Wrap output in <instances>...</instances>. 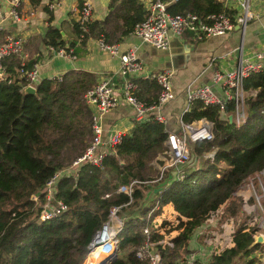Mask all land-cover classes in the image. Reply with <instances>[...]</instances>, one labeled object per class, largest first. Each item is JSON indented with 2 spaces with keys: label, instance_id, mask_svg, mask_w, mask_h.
I'll return each instance as SVG.
<instances>
[{
  "label": "trees",
  "instance_id": "trees-1",
  "mask_svg": "<svg viewBox=\"0 0 264 264\" xmlns=\"http://www.w3.org/2000/svg\"><path fill=\"white\" fill-rule=\"evenodd\" d=\"M164 1L172 14L233 13L218 0ZM147 13L142 0H109L104 19L92 18L86 31L72 21L70 41L63 40L61 29L49 25L40 42L76 58L90 38L122 42ZM39 59V52L23 62L15 56L2 59L7 75L0 81V264H84L89 244L110 209L119 206V251L111 264H145L136 253L144 243L146 226L153 242L162 240L163 233L177 231L170 239L173 246L155 244L159 264H177L193 252L188 246L193 232L217 209H221L219 217H233L232 245L213 250L203 264H256L254 253L264 250V243H254L259 225L251 224L252 214L241 209V199L233 193L248 177L264 170V67L243 79V90L255 93L245 98V120L239 124L227 117L234 112L233 102L226 103L223 112L216 104L190 102L183 122L208 120L212 138L188 143L189 161L180 166L182 178H176L178 168L173 167L151 182L160 175L153 162L162 164L158 157L166 149L167 137L165 125L151 114L134 121L101 164L82 162L61 172L52 186L53 202L61 201L66 209L41 220L38 212L46 182L80 157L91 140L94 109L84 95L97 77L69 70L39 80L35 93L26 92L25 71ZM130 79L145 105L158 102L161 87L154 79ZM134 180L130 196L118 190ZM167 206L173 209V219L166 213L163 217Z\"/></svg>",
  "mask_w": 264,
  "mask_h": 264
},
{
  "label": "built area",
  "instance_id": "built-area-1",
  "mask_svg": "<svg viewBox=\"0 0 264 264\" xmlns=\"http://www.w3.org/2000/svg\"><path fill=\"white\" fill-rule=\"evenodd\" d=\"M8 4V14L13 19L19 20L20 15L18 8L23 0H3ZM177 1V0H172ZM228 9L233 8L235 3V12L233 15L225 13H212L206 16H200L195 13L186 12L184 14H172L167 10L169 2L164 0H146L144 3L148 11L144 20L134 26L132 35L138 38L141 42L148 44L155 49L165 50L169 47L171 34L182 35L184 32H190L198 40H202L211 36L224 35L231 31L235 25L244 27L246 23L254 16L250 9V0H218ZM59 6L56 0L48 4L50 10H55ZM76 21L79 23L82 31L87 30L88 22L93 18V6L91 0H80V6L76 7ZM25 40L15 34H6L0 39V81L6 79V72L2 64V59L8 56H15L22 62L26 59L24 51ZM97 43L100 49L111 55H116L119 58L120 66L117 71V76L121 80L120 92L124 101L133 109L134 121L141 122L148 116L153 114L154 118L165 125L167 137L165 140L166 149L159 155L158 159L162 162L160 165V175L151 182L160 180L165 169L178 168L176 178L183 177V171L180 166L189 161V142H195L212 138V123L206 119H200L196 122L185 123L182 120V115L188 111L190 102L194 99L200 100L204 106L219 105L220 111L228 102L234 103L233 114H227L230 121L236 120L237 124L245 120L244 100L247 96H253L255 92H246L242 88L243 79L251 73L259 72L264 67V41L263 48L254 53L251 58L241 59L236 66L227 70H216L213 72V82L221 88L220 92H216L211 85L189 84L186 87V101L181 110L178 127L175 130L168 129L166 126V117L162 113V108L173 97L174 92L171 84V72L168 70L153 73L149 77L154 79L161 87L158 102L153 105H145L136 96V84L130 79V75L141 71L144 67L143 62L139 59L135 47H130L121 50L119 44H108L103 38H98ZM60 55H67L64 49H56ZM69 55V54H68ZM27 86L35 88L38 83L37 66L25 71ZM84 98L88 104L93 106L94 112L91 118V140L84 150L83 154L76 158L73 163L62 171L55 173L47 182L45 187L44 201L39 208V218L41 220L50 219L63 210L66 206L61 201L53 202V183L59 174L63 171H68L70 168L77 166L79 163L88 162L93 165L101 164L102 160L109 153V148L120 141L122 133H112L105 139L103 137L104 128L102 125L103 116L118 104L115 84L111 76H104L97 83L87 90ZM263 179V180H262ZM262 180V181H261ZM137 181L134 180L127 185L119 187L129 196L133 190V185ZM246 187L251 192L253 203L248 204L247 200L242 203L243 208L253 207V209H261L262 200L264 197V170L256 173L254 176L248 177L243 181L238 188ZM238 188L233 194L236 193ZM260 191V193H259ZM37 202V196H32ZM120 207V206H119ZM119 207L110 209L108 219L102 224L100 230L96 233L91 243L84 264H97V261L103 256H107V260L102 263H108L114 260L113 254L118 242L117 235L122 227V220L118 217L117 211ZM258 207V208H257ZM260 207V208H259ZM221 209L212 212L199 226L198 235L202 233H210L214 226V221L218 219ZM149 218V216H148ZM158 221L159 219L156 218ZM256 222L255 215L251 217V224ZM154 223V221H152ZM259 230L256 234L264 236V218L260 221ZM144 243L138 249L136 255L140 259L145 260V264H159L160 253L155 247L156 243L167 244L173 246L171 238L172 233H163L164 237L158 242L151 240L149 227L144 230ZM104 234L101 241L97 238ZM206 242V240L204 239ZM231 237L225 247H220L213 250H221L229 247ZM207 251L205 252V254ZM211 253V252H210ZM209 253V254H210ZM200 253L192 252L189 256L179 259L177 264H193L200 257ZM256 264H264V250L254 253ZM97 260L96 262H94ZM101 263V264H102Z\"/></svg>",
  "mask_w": 264,
  "mask_h": 264
},
{
  "label": "crops",
  "instance_id": "crops-1",
  "mask_svg": "<svg viewBox=\"0 0 264 264\" xmlns=\"http://www.w3.org/2000/svg\"><path fill=\"white\" fill-rule=\"evenodd\" d=\"M51 1L53 0H23L18 8L20 19L15 20L8 14V4L0 0V39L6 34L21 36L25 40L26 59L35 57L36 52L40 53V59L35 64L38 80L60 76L69 70L91 72L97 77V81L104 76H111L115 84L118 104L102 118L103 137L106 139L112 133L129 132L134 123V112L120 92L121 80L117 76L120 66L118 56L102 51L95 38L85 42L80 50V56L76 58L68 54L60 55L56 49L45 47L40 42L49 25L61 29L62 38L66 42L74 37L72 21L76 20L74 10L80 6V0H56L59 6L55 10H50L48 7ZM142 1L146 2V0ZM108 2L109 0H91L94 19H104L108 12ZM235 6L233 3V8H228L233 11L232 15ZM250 9L254 17L244 27L235 25L224 35L198 40L190 32H184L182 35L171 34L169 47L165 50L155 49L132 34L118 43L121 50L135 47L139 59L143 62V69L131 74L130 77L147 78L159 71L171 72L174 97L162 108L168 129L175 130L178 127L179 116L186 101V87L189 84L211 85L221 94L220 86L213 82V72L233 68L241 59L251 58L263 48L264 0H250ZM240 188L234 196L241 199V204L243 202L245 204V200H249L252 194L246 191L245 186ZM165 213L168 214L167 218H174L172 207H166L163 217L166 216ZM228 223L231 224V229L232 220ZM199 229L196 228L188 243L189 249L194 252L199 251V247H203L201 238L197 234ZM176 233L177 231H174L173 236ZM230 237L231 234H228V238ZM231 245L230 242L229 246ZM206 251L207 253L204 254ZM206 251H203L204 256L201 255L198 259L202 264L213 249L208 248Z\"/></svg>",
  "mask_w": 264,
  "mask_h": 264
},
{
  "label": "rangeland",
  "instance_id": "rangeland-1",
  "mask_svg": "<svg viewBox=\"0 0 264 264\" xmlns=\"http://www.w3.org/2000/svg\"><path fill=\"white\" fill-rule=\"evenodd\" d=\"M191 162H190L191 166L196 164L194 161H191ZM153 163H154L155 167H157V168L160 167V165H158L156 162H153ZM259 193H260V191H259ZM250 199L249 200L247 199V200L249 202L248 204L251 205V203H253V197L251 196ZM261 200H263V202L261 201L262 202L261 209H255L254 210L253 207H249V208L245 209V208H243L241 206V209L245 213L255 215V219H256V222H258V224L264 218V204H263L264 203V197H262ZM161 217H159V218H161ZM222 217H224V218H222ZM228 219H230V220H228ZM231 220H233V217H229L228 215L218 217V219L214 221V226L212 227V231H210L209 234L208 233H202V235L201 234L198 235L199 238H201L203 247L202 246L199 247V251L200 252L196 251V253H200L202 256H204L205 253L203 254V251H206L208 248L217 249V248H220V247H225V245L228 244V241L230 239V238H228V234L230 235V233H231V229H230L231 224L228 223V221H231ZM232 223H233V221H232ZM204 239L206 240V242L204 241ZM118 242L116 243L117 246H116L115 251H114V253H116V255L114 256V254H113V256H114L113 259L117 258V256H118V251H119L118 250ZM203 249H206V250H203ZM105 258L107 259L108 257L107 256H103L98 261L95 260L94 262L97 261V264H101L103 261L106 260ZM112 262L113 261H109L108 263H102V264H111Z\"/></svg>",
  "mask_w": 264,
  "mask_h": 264
},
{
  "label": "water",
  "instance_id": "water-1",
  "mask_svg": "<svg viewBox=\"0 0 264 264\" xmlns=\"http://www.w3.org/2000/svg\"><path fill=\"white\" fill-rule=\"evenodd\" d=\"M26 92H30V93H35V88L31 87V86H27L25 88ZM161 188H158V190H160ZM254 243H264V236L262 234H256L254 236ZM116 255V253H114V256ZM113 256V257H114Z\"/></svg>",
  "mask_w": 264,
  "mask_h": 264
},
{
  "label": "bare ground",
  "instance_id": "bare-ground-1",
  "mask_svg": "<svg viewBox=\"0 0 264 264\" xmlns=\"http://www.w3.org/2000/svg\"><path fill=\"white\" fill-rule=\"evenodd\" d=\"M103 237H104V234L101 235V236H99L97 239H98L99 241H101ZM105 259H106V258H105ZM106 260H107V259H106Z\"/></svg>",
  "mask_w": 264,
  "mask_h": 264
}]
</instances>
